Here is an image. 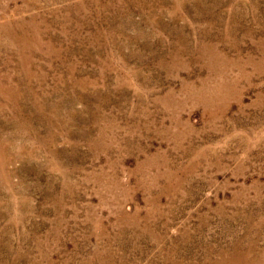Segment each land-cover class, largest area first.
I'll return each mask as SVG.
<instances>
[{
  "label": "rangeland",
  "instance_id": "rangeland-1",
  "mask_svg": "<svg viewBox=\"0 0 264 264\" xmlns=\"http://www.w3.org/2000/svg\"><path fill=\"white\" fill-rule=\"evenodd\" d=\"M0 264H264V0H0Z\"/></svg>",
  "mask_w": 264,
  "mask_h": 264
}]
</instances>
